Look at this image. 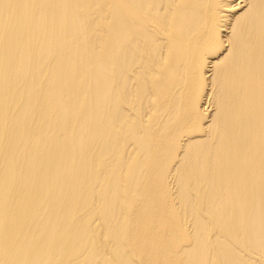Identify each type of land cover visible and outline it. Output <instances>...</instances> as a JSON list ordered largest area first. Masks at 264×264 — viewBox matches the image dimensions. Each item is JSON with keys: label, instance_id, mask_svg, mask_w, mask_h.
<instances>
[{"label": "bare ground", "instance_id": "1", "mask_svg": "<svg viewBox=\"0 0 264 264\" xmlns=\"http://www.w3.org/2000/svg\"><path fill=\"white\" fill-rule=\"evenodd\" d=\"M0 264H264V0H0Z\"/></svg>", "mask_w": 264, "mask_h": 264}]
</instances>
